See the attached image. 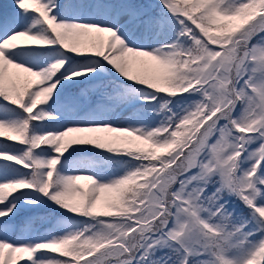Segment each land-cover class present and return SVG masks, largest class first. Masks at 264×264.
I'll return each instance as SVG.
<instances>
[{"label":"snow or ice","instance_id":"obj_1","mask_svg":"<svg viewBox=\"0 0 264 264\" xmlns=\"http://www.w3.org/2000/svg\"><path fill=\"white\" fill-rule=\"evenodd\" d=\"M0 264H264V0H13Z\"/></svg>","mask_w":264,"mask_h":264},{"label":"rangeland","instance_id":"obj_2","mask_svg":"<svg viewBox=\"0 0 264 264\" xmlns=\"http://www.w3.org/2000/svg\"><path fill=\"white\" fill-rule=\"evenodd\" d=\"M4 3H6V7L8 8V11L11 12L13 11V0H1ZM5 5V4H4ZM4 7V6H3ZM4 7V8H6ZM5 10L3 8L0 7V13H3Z\"/></svg>","mask_w":264,"mask_h":264},{"label":"trees","instance_id":"obj_3","mask_svg":"<svg viewBox=\"0 0 264 264\" xmlns=\"http://www.w3.org/2000/svg\"><path fill=\"white\" fill-rule=\"evenodd\" d=\"M6 5H7L6 3H4L3 1L0 0V7L5 10L4 12H9L8 8L6 7ZM3 6L6 7V8H4ZM21 214H22V216L27 214V210L26 209H22V213ZM45 227H48V225H45ZM41 231H43V229H41ZM25 235H27V234H25Z\"/></svg>","mask_w":264,"mask_h":264}]
</instances>
